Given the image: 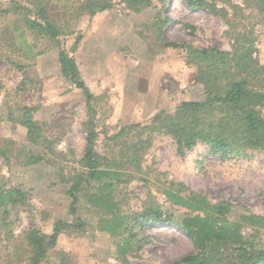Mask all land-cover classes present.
Listing matches in <instances>:
<instances>
[{"label":"rangeland","instance_id":"1","mask_svg":"<svg viewBox=\"0 0 264 264\" xmlns=\"http://www.w3.org/2000/svg\"><path fill=\"white\" fill-rule=\"evenodd\" d=\"M30 1L0 0V264H30L32 251L25 233L36 228L50 235L56 221L71 225L80 221L83 227L64 230L56 251L41 264H59L57 251L64 252L67 264H173L196 253L180 229L145 224L133 249L125 252L122 237L101 229L102 213L91 200L100 188L94 183L82 185L75 194L76 212H70L68 192L87 172L80 159L86 139L83 123L91 113L81 91L62 76L58 45L25 25L24 13L34 8ZM83 1L40 3L63 28L60 47L74 59L93 95L95 151L118 161H125L127 155L134 157V166L119 170L121 180L115 182L112 192L114 213L133 215L146 205L157 204L175 222L186 210L166 201L162 189L171 185L182 195L199 193L211 204L227 202L231 215L264 219L261 152L222 160L207 155L198 143L182 158L171 137L129 130L150 122L159 111L172 115L178 103L203 97L202 84L194 69L186 66L182 48H164V42L231 52L232 34L238 31L253 40L252 56L264 64L260 3L218 1L216 7L226 11V23L207 10L188 8L183 0H154L140 11L116 4L93 17L80 15L78 7ZM78 37L80 42L74 48ZM9 105L35 108L33 118L42 124L48 147L41 141L37 145L27 141L26 130L8 119ZM29 157L39 161L28 163ZM12 188L22 192V200L5 205L2 191ZM251 229L244 226L241 232L254 234V244L262 246L264 226Z\"/></svg>","mask_w":264,"mask_h":264},{"label":"trees","instance_id":"2","mask_svg":"<svg viewBox=\"0 0 264 264\" xmlns=\"http://www.w3.org/2000/svg\"><path fill=\"white\" fill-rule=\"evenodd\" d=\"M153 1L84 0L79 4L78 11L80 15L84 13L93 17L97 13L110 10L116 4H125L130 9L140 11L150 7ZM218 1L230 2L183 0V3L190 9L207 10L228 23L226 11L216 7ZM242 1L244 3L257 1L260 3L258 10L264 13V0ZM30 3L34 8L24 13L25 25L58 45V61L62 76L81 91L86 109L91 113L89 119L83 123L86 139L80 159V164L87 172L77 178L68 192L72 198L70 212L72 214L76 212L78 198L75 194L82 190V185L94 183L100 188L92 195L91 200L102 213V218L99 219L101 229L122 237V248L127 253L135 246V240L140 236L139 229L144 224L170 225L180 229L197 249L196 253L187 255L173 264H264V244L258 247L253 242L257 239L254 234L241 232L244 226L252 228L251 230L257 225L263 228L264 219L254 215H231L232 211L227 202L211 204L199 193L190 192L182 195L177 188L169 185L162 189L166 201L171 207L177 206L186 210L175 222L172 215H165L164 209L157 204L146 205L144 210L133 215L122 216L114 213L116 204L112 192L115 182L121 180L122 173L119 170L123 171V167L129 164L134 166L132 162L134 157L127 155L125 161H118L115 158L103 157L95 151L93 95L82 80L74 59L60 47L62 42L58 38L63 28L49 18L46 7L40 0H31ZM262 16L264 18V15ZM232 38L234 47L231 52L215 47L196 48L185 43L164 42V48H182L186 66L194 69L197 80L202 84L203 97L197 101L178 103L172 115L159 111L152 116L150 122L133 125L129 130L138 128L141 134L159 132L171 137L177 154L182 158L198 143L205 147L207 155L222 160L248 158L251 151H259L264 156V64H261L256 56H252L255 51L253 40L249 36L237 31L232 34ZM79 42L78 37L74 48H77ZM7 108L8 119L26 130L28 142L37 145L41 141L42 145H46V139L42 135V124L33 118L35 108L27 106L17 108L10 105ZM38 161L39 159L35 157L27 159L28 163ZM1 195L5 205L16 204L23 197L22 192L16 188L3 190ZM82 224L80 221L75 225L56 221L50 235H44L36 228L25 233L27 246L32 251L30 264H41L56 251L58 236L64 230L80 231ZM64 255L62 251L55 252L59 264H67Z\"/></svg>","mask_w":264,"mask_h":264}]
</instances>
